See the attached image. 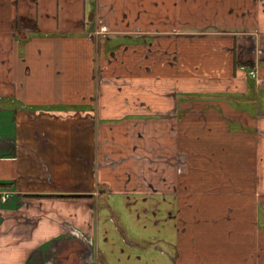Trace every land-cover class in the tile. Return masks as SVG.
Wrapping results in <instances>:
<instances>
[{"label": "crops", "instance_id": "obj_1", "mask_svg": "<svg viewBox=\"0 0 264 264\" xmlns=\"http://www.w3.org/2000/svg\"><path fill=\"white\" fill-rule=\"evenodd\" d=\"M0 264H264V0H0Z\"/></svg>", "mask_w": 264, "mask_h": 264}, {"label": "rangeland", "instance_id": "obj_2", "mask_svg": "<svg viewBox=\"0 0 264 264\" xmlns=\"http://www.w3.org/2000/svg\"><path fill=\"white\" fill-rule=\"evenodd\" d=\"M100 28H101V30H100ZM100 28L94 34L95 37L93 38V40L95 41L96 47L98 45L99 48L101 49V48H103L104 44L106 43L107 35L104 34L105 32H104V29L102 28L101 25H100ZM112 48L113 49L107 47V44H106V50H108L107 51L106 61L108 62V65H107V63H105V65H103L102 67L100 65V67L103 68L104 69V72L107 73V74L108 73H111L112 74V72L114 71L113 69H116V71H114L115 74L119 73L123 69L122 68L123 67L122 64L124 62L123 61V56L120 54V52L117 53V46H114L113 45ZM256 76H257V74H256ZM7 199H8L7 197H3L2 201H7Z\"/></svg>", "mask_w": 264, "mask_h": 264}, {"label": "trees", "instance_id": "obj_3", "mask_svg": "<svg viewBox=\"0 0 264 264\" xmlns=\"http://www.w3.org/2000/svg\"><path fill=\"white\" fill-rule=\"evenodd\" d=\"M241 66L243 67H247L249 68L250 70H252L254 67H255V63H251V62H246V63H242ZM42 197H54V196H40V198ZM64 197H67V196H60L58 198H64ZM70 198H89L88 196H79V195H73V196H68Z\"/></svg>", "mask_w": 264, "mask_h": 264}, {"label": "built area", "instance_id": "obj_4", "mask_svg": "<svg viewBox=\"0 0 264 264\" xmlns=\"http://www.w3.org/2000/svg\"><path fill=\"white\" fill-rule=\"evenodd\" d=\"M100 32H101V31H100ZM98 33H99V32H98ZM251 74H252L253 77H256V74H257V73H256V71L253 70V71H251ZM5 197L9 198V197H10V193L7 192V193L5 194Z\"/></svg>", "mask_w": 264, "mask_h": 264}]
</instances>
